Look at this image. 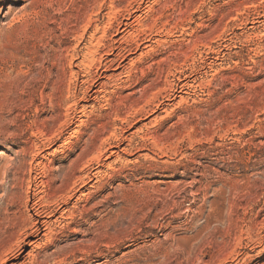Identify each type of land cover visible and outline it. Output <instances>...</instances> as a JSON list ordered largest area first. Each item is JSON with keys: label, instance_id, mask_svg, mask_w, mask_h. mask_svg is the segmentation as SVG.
I'll return each instance as SVG.
<instances>
[{"label": "rangeland", "instance_id": "1", "mask_svg": "<svg viewBox=\"0 0 264 264\" xmlns=\"http://www.w3.org/2000/svg\"><path fill=\"white\" fill-rule=\"evenodd\" d=\"M38 204L64 216L27 246ZM18 247L264 264V0H0V264Z\"/></svg>", "mask_w": 264, "mask_h": 264}, {"label": "bare ground", "instance_id": "2", "mask_svg": "<svg viewBox=\"0 0 264 264\" xmlns=\"http://www.w3.org/2000/svg\"><path fill=\"white\" fill-rule=\"evenodd\" d=\"M143 3V2H142ZM142 5V4H141ZM112 12V11H111ZM110 13V12H109ZM116 15V14H115ZM130 15V14H129ZM110 17V16H109ZM136 19V17H135ZM133 20L134 21V17L130 18V20H128L127 23L123 24L122 27H124V30L123 32H125L127 29H131V25H132V22L130 23V21ZM135 22V21H134ZM255 24V23H254ZM121 28V27H120ZM144 28V27H143ZM132 31V30H131ZM143 31V29H142ZM158 31V30H157ZM169 32V31H168ZM144 33V32H143ZM169 34V33H168ZM147 36V35H146ZM173 36V35H172ZM149 37V36H148ZM146 39V38H145ZM159 39V38H158ZM139 41V40H138ZM142 44V43H141ZM149 45L145 46L148 48ZM112 49V48H111ZM138 51H141V45H138L134 50H130L128 55H123L121 56V58H119L118 60H114L113 61V65H117L119 68H124L125 67V62L128 60L129 61V57L131 55H134L136 54V52ZM135 52V53H134ZM183 53V52H182ZM115 58V57H114ZM75 61V60H74ZM162 61V60H161ZM165 61V60H164ZM102 62V61H101ZM100 62V63H101ZM175 62V61H174ZM112 63V62H110ZM174 64V63H173ZM172 66V65H171ZM97 68V67H96ZM88 71V70H87ZM128 75V74H127ZM126 75V76H127ZM143 75V74H142ZM111 77V76H110ZM144 77V76H143ZM99 79V78H98ZM142 79V78H141ZM130 81V80H129ZM190 81V80H189ZM98 82V81H97ZM101 82V81H100ZM87 83V82H86ZM93 83V82H92ZM100 84V83H99ZM98 84V85H99ZM104 85V84H103ZM102 85V86H103ZM91 86V85H90ZM148 87V86H147ZM192 87V86H191ZM102 88V87H101ZM89 89V88H88ZM94 89V88H93ZM91 90V89H90ZM96 90V89H95ZM146 90V88H145ZM166 90V89H165ZM89 91V90H88ZM99 91V90H98ZM160 91V90H159ZM173 91V90H172ZM92 92V91H91ZM149 92V91H148ZM171 92V91H170ZM88 93V92H87ZM86 93V94H87ZM90 93V92H89ZM88 93V94H89ZM97 93V92H95ZM169 93V92H168ZM186 93V92H185ZM175 94V93H174ZM93 95V94H92ZM148 95V94H147ZM170 95V94H169ZM74 96V95H73ZM142 96V95H141ZM157 97V96H156ZM95 98V97H94ZM98 98V97H97ZM96 98V99H97ZM169 98V97H168ZM88 98L86 97V100ZM85 100V101H86ZM82 101V100H81ZM170 101V100H169ZM96 102V101H95ZM155 102V101H154ZM79 103V102H78ZM135 104V103H134ZM111 106V105H110ZM147 107V106H146ZM132 110V109H131ZM140 110H142L140 108ZM152 112V111H151ZM137 114V113H136ZM130 116V115H129ZM136 117V116H135ZM67 125V124H66ZM98 132V131H97ZM121 135V134H120ZM116 138V137H115ZM122 138V137H121ZM124 139V138H123ZM108 140V139H107ZM106 141V140H105ZM121 142V141H120ZM115 143V142H114ZM122 143V142H121ZM107 145V144H106ZM119 146V145H118ZM114 147V146H113ZM112 148V147H111ZM110 148V149H111ZM119 148V147H117ZM115 149V148H113ZM133 149V148H132ZM102 153V152H101ZM117 151H112L110 154L111 155H116ZM131 153V152H130ZM98 154H99V151H98ZM121 154V152H120ZM102 155V154H101ZM110 157V156H109ZM98 159V158H97ZM98 164V163H97ZM83 178V177H82ZM86 178V177H85ZM65 179V178H63ZM67 181V180H66ZM92 181V180H91ZM80 182V179L79 181ZM83 183V182H82ZM85 183V181H84ZM87 183V182H86ZM63 184V183H62ZM37 187V186H36ZM43 188V187H42ZM75 189V188H74ZM69 197V196H68ZM65 204H67V202H65ZM64 204V205H65ZM69 204V203H68ZM35 212H34V218L31 219V226H30V229L28 228L30 234L24 239V242L27 241V246H35L37 244L38 241H41L43 237H47V235H49L51 232H52V228L54 227V223H56V221H52L53 219H55L59 214H60V218H63L64 214H63V211L60 212L59 209H52V208H49V207H46V206H41V205H35V207H33ZM67 211V210H66ZM27 233V232H26ZM42 237V238H41ZM23 242V243H24ZM19 249L18 251H14L12 253H10L9 255L11 256V259H7V256L6 258L5 257H2L1 258V261H3L4 263H7L8 261H13L12 264H30V263H26L28 257L30 256H33V253H29L28 255H25L23 256V250L21 249V247L17 248ZM8 255V256H9ZM37 259V258H36ZM35 263V261H33ZM33 264V263H32Z\"/></svg>", "mask_w": 264, "mask_h": 264}]
</instances>
